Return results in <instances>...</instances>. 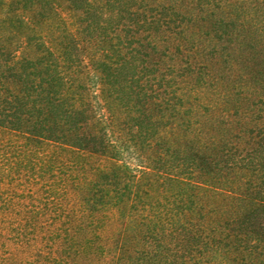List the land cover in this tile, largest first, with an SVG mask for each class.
<instances>
[{
  "label": "trees",
  "instance_id": "16d2710c",
  "mask_svg": "<svg viewBox=\"0 0 264 264\" xmlns=\"http://www.w3.org/2000/svg\"><path fill=\"white\" fill-rule=\"evenodd\" d=\"M17 1L0 0L1 22ZM93 1L97 5L87 9L95 12L98 6L101 16L102 10L108 12L98 27L92 21L83 27L88 10L65 0L59 13L54 9L47 15L50 29L39 34V53L28 52L29 39L21 42V52L6 42L1 47L11 63L0 60V182H38L40 193L34 194L39 205L28 212L0 208V264H264V191L249 179L241 186L240 181L214 185L196 178L206 168L214 174L234 168L244 160L236 150L221 164L218 157L203 156L195 142L184 154L168 149L176 163L160 165L157 179L142 190L137 173L150 167L130 168L115 158L109 121L114 113L104 93L127 61L143 63L135 77H128L142 94L141 116L152 137L157 135L156 144L165 141L157 129L161 119H176L174 107L163 105L164 98L157 101L161 97L149 84L155 63L149 57L159 55L158 46L150 34L146 43L141 40L143 32H158L174 20L165 16L166 7L146 14V0H126L122 8L117 0ZM88 29L101 31L102 41L89 32L79 58L71 43ZM171 33L181 31L174 27ZM103 41L108 44L99 47ZM94 98L100 102L93 103ZM209 141L207 146H214ZM166 155L159 149L157 161H169ZM157 182L164 188L170 183L173 190L155 195ZM214 199L226 200L228 211ZM259 215L263 225L255 226L253 217Z\"/></svg>",
  "mask_w": 264,
  "mask_h": 264
},
{
  "label": "rangeland",
  "instance_id": "374dc122",
  "mask_svg": "<svg viewBox=\"0 0 264 264\" xmlns=\"http://www.w3.org/2000/svg\"><path fill=\"white\" fill-rule=\"evenodd\" d=\"M76 1L83 12L87 5L91 4V7L97 5L93 0ZM33 2L18 0L10 5L9 14L2 22L0 21L2 63L7 65L11 63L10 60L6 63V57L2 55L1 47L5 42L9 49L21 52L25 50V47L19 48L21 42L29 39L28 52L39 53L36 43L43 42L39 34L46 35L50 29L47 15L54 12V9L59 13V9L67 6L65 0ZM146 2V14L148 9H155L157 12L163 11L162 8L166 7L165 16L169 20H174L168 28H160L158 32L157 30L143 32L141 40L146 43L144 36L150 34L153 37L152 41L158 46L159 55L155 57L149 55L150 60L155 59L150 68L154 72V77L149 84L152 85L153 92L161 97L156 98L157 101L164 98L163 105L168 103L167 106L174 107L176 119L174 122L172 118L161 119L162 123L157 129L165 136V141L156 144L157 135L152 137L150 127L144 124L141 116L144 109L142 94H139L136 80L128 77H135L143 63L140 60L127 61L123 64L119 76L108 82L104 93L107 104L114 113H109L113 116L109 121L113 127L115 158L130 168L150 167L151 170H147V173L142 171L137 173L142 190L147 189L145 186L148 185V181L157 179L155 173L160 165L176 163L171 160L168 149L176 148L184 154L188 152L189 146L197 144L196 148L200 149L203 156L214 159L218 157L221 164L236 150L235 156L244 158L243 161H239L232 169H223L219 174H214L212 169L210 172L209 168L195 172L197 181L208 179L214 185L221 181H240L239 184L242 186L243 181L249 179L255 184L257 191H264V0H146ZM117 3L122 8L127 1L117 0ZM97 8L95 12L92 8L87 9L88 17L83 27L90 21L92 27H98L100 20L106 18V11L102 10L101 16ZM29 17H32V21ZM27 19L30 23H27ZM174 27L181 31L177 36L171 33ZM89 32L93 33V36H100L97 39L102 41L101 31L88 29L78 34L76 37L78 41H74L75 43H71L69 39L63 42L69 45L71 43L74 47L71 49L72 54L80 58L88 45L86 37ZM9 40L11 45H8ZM98 44L99 47L106 46L108 42ZM139 58L142 59V56ZM5 67L2 69L9 72ZM27 69V73L31 71ZM31 79L29 81H36L37 77ZM99 102V99H93V103ZM148 112L153 113L150 108ZM157 113L160 116V112ZM137 121L143 124H138ZM177 123L179 126L176 127ZM209 137L213 139L214 146H207L206 143H210ZM189 139L190 143L187 142ZM159 149L167 154L165 159L169 161H157ZM226 149L230 152L226 153ZM3 162L0 161V164ZM19 164L22 166L23 161ZM218 178L221 180L214 182ZM12 182H0L1 209L17 212L22 209L28 212L35 205H39L38 198L34 196L40 193L38 182L31 185L28 180H24L20 181L19 185L17 182L11 185ZM164 186L166 187L160 186L158 182L154 183L153 194L162 195L160 193L165 190L169 192L173 190L170 183ZM9 198L13 202L8 207L3 206L2 202ZM17 200L22 202L17 203ZM214 204L223 206L227 211L230 208L226 200L214 199ZM245 207L243 206V209ZM261 220L262 217L259 215L253 217L252 222L255 226L258 224L262 226Z\"/></svg>",
  "mask_w": 264,
  "mask_h": 264
}]
</instances>
